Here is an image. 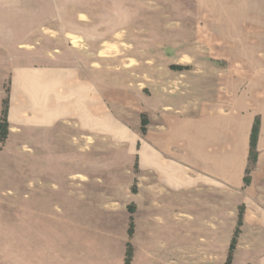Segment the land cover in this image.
Here are the masks:
<instances>
[{"label":"crops","instance_id":"obj_1","mask_svg":"<svg viewBox=\"0 0 264 264\" xmlns=\"http://www.w3.org/2000/svg\"><path fill=\"white\" fill-rule=\"evenodd\" d=\"M234 2L236 7L231 3L216 9L210 22L199 25L197 59L171 62L196 65L193 70L151 69L149 112L137 119H128L118 109L125 103L124 91L107 93L87 64L53 62L10 69L6 142L12 153L21 154L26 241L22 264H94L87 249L48 246L41 232L38 246L30 243L35 238L28 224L31 218H42L40 224L47 219L52 199L60 200L70 217L79 197L94 206L93 163L86 164L90 174L77 168L64 174L61 161L73 160L77 166V159L95 157V137L123 144L125 153L133 154V192L119 201L123 217L133 219L131 264H190L191 240L198 242L193 264H206V240H219L225 222L228 250L240 208L231 264H264V0ZM179 78L195 87L197 108H187L180 95L158 84ZM256 119V160L251 162ZM79 140L91 150L79 152ZM47 177L60 182L51 184L53 191L43 184ZM205 214L219 222L213 237L205 234L206 224H211ZM66 218L63 223L71 222ZM215 254L213 264H222L221 253Z\"/></svg>","mask_w":264,"mask_h":264},{"label":"rangeland","instance_id":"obj_2","mask_svg":"<svg viewBox=\"0 0 264 264\" xmlns=\"http://www.w3.org/2000/svg\"><path fill=\"white\" fill-rule=\"evenodd\" d=\"M234 1L0 0V118L10 69L17 65L53 62L89 65L94 71L95 82L107 93L124 91L125 103L118 109L124 111L128 119L146 115L149 112L151 69L159 73L170 70V66L175 72L193 70L196 65L176 66L171 62L184 60V57L197 59L199 25L210 22L216 9L231 3L236 7ZM186 83L181 78L158 80L160 87L187 101V108H197L196 89L190 82ZM130 129L133 131L134 127ZM8 137L7 128L6 138L0 141V264H22L26 241L22 225L21 154L12 153L10 142H6ZM84 141H78L79 152L91 150ZM15 142L13 140L15 148L19 147ZM92 150L95 157L88 154L87 159L79 158L77 166L73 160L61 162L64 174L73 173L75 168L79 173L90 174V166L86 171V164L93 163L94 206L91 208L85 197H79L70 217L68 208L62 206L60 200H50L47 219L40 224L42 218H31L28 224L29 234L35 238L30 243L37 245L42 233L46 240L43 243L48 246L60 248L70 244L87 249L89 259L93 253L94 264H126L128 244L131 264L132 234H128V229L131 223L133 226V219L128 214L123 217L120 203L125 200L123 196L128 197L133 192V154H126L123 144L96 137ZM81 179L79 176V182ZM52 183L58 185L60 182L53 177H47L43 182L49 191L53 189ZM54 194H59L58 190ZM120 195L122 199H119ZM128 211L132 214V207ZM242 212L240 208L239 214ZM65 218H71V222L63 223ZM205 219L211 222L206 224L205 234L213 237L219 222L208 214ZM228 234L229 224L223 222L220 239L206 240V264H213L215 253H221L222 264L226 263ZM212 242L216 243L214 248ZM197 248L198 242L191 240L190 264L198 259L194 255ZM209 249H213L212 252Z\"/></svg>","mask_w":264,"mask_h":264},{"label":"trees","instance_id":"obj_3","mask_svg":"<svg viewBox=\"0 0 264 264\" xmlns=\"http://www.w3.org/2000/svg\"><path fill=\"white\" fill-rule=\"evenodd\" d=\"M179 69V68H177ZM142 131L144 132V125H145V121H144V117L142 119ZM7 128H8V123H7V100L4 99L3 101V106H2V111H1V118H0V141H3L6 138V134H7ZM258 130H259V121L256 119L255 123L253 125L252 128V133H251V139H250V152H249V159L251 162H255L256 160V150H255V145H256V139H257V135H258ZM246 179H245V183H246ZM241 226V213L239 214L238 217V223H237V228L233 234V237L231 239V243L228 249V257H227V261L225 264H230L231 259H232V253L234 251L235 248V244H236V239L237 236L239 234V227ZM132 223L129 225V229H128V234L131 235L132 234ZM127 260H126V264H129V260L131 257V249L130 246L127 244Z\"/></svg>","mask_w":264,"mask_h":264}]
</instances>
